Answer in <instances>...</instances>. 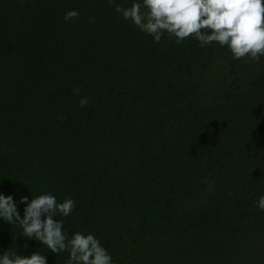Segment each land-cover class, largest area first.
<instances>
[{"label":"trees","instance_id":"1","mask_svg":"<svg viewBox=\"0 0 264 264\" xmlns=\"http://www.w3.org/2000/svg\"><path fill=\"white\" fill-rule=\"evenodd\" d=\"M128 3L0 0V191L73 198L115 264H264V57L155 44ZM24 239L0 222V252L66 264Z\"/></svg>","mask_w":264,"mask_h":264},{"label":"clouds","instance_id":"2","mask_svg":"<svg viewBox=\"0 0 264 264\" xmlns=\"http://www.w3.org/2000/svg\"><path fill=\"white\" fill-rule=\"evenodd\" d=\"M107 3L111 6L115 0ZM115 12L155 44L165 37L177 45L191 38L201 48L226 49L236 61L259 63L264 57V0H130L127 6L116 4ZM79 16V10L71 9L63 19L67 23ZM79 103L84 106L89 100L82 97ZM15 195L0 191V222L22 229L27 238L25 249L27 242L34 240L57 256L67 253L66 264H115L112 253L94 232L69 234L65 229L64 218L76 208L73 198L61 200L51 191L31 194V199L22 195L17 200ZM254 203L264 211V194ZM20 205H24L23 213ZM37 249L21 254L8 248L0 252V264H49L47 254Z\"/></svg>","mask_w":264,"mask_h":264}]
</instances>
